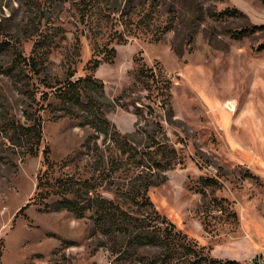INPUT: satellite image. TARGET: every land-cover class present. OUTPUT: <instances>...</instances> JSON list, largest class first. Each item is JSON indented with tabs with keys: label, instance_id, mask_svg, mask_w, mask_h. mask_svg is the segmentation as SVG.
Wrapping results in <instances>:
<instances>
[{
	"label": "rangeland",
	"instance_id": "rangeland-1",
	"mask_svg": "<svg viewBox=\"0 0 264 264\" xmlns=\"http://www.w3.org/2000/svg\"><path fill=\"white\" fill-rule=\"evenodd\" d=\"M87 2L0 0V23L25 54L38 32L60 31L40 74L20 80L0 73V115L26 122L28 110L43 121L35 156L0 132V264H140L89 211L77 217L59 195L33 199L45 150L52 179L101 173L98 191L107 198L147 175L156 208L190 239L216 257L264 264V0H98L84 16ZM111 47L115 54L106 60L98 50ZM93 57L101 59L94 74L103 84L95 98L112 134L126 136V150L56 97L69 66L75 78L84 76ZM143 63L168 79L169 98L138 80ZM154 141L174 146L182 163L158 167L142 154L154 151ZM160 174L167 179L157 182ZM201 176L219 182L207 197L198 191ZM213 196L227 199L220 204L236 212V222L212 203L203 211Z\"/></svg>",
	"mask_w": 264,
	"mask_h": 264
},
{
	"label": "trees",
	"instance_id": "trees-1",
	"mask_svg": "<svg viewBox=\"0 0 264 264\" xmlns=\"http://www.w3.org/2000/svg\"><path fill=\"white\" fill-rule=\"evenodd\" d=\"M97 2L98 0H88L83 6L85 9L82 15H87L89 8L98 6ZM59 32L58 30L38 32L33 40L31 51L27 55L22 49V42L18 39L14 40L11 35L8 37L5 28L0 23V73L6 76H17L20 80L27 78L28 72L40 74L48 54L55 46V37ZM244 32L245 30H241L239 34ZM159 39L160 36H156V40ZM98 51L99 54L101 52L104 54L106 60H110L115 54V47H111L107 52L103 49ZM72 53L75 58L80 55L79 37L76 39ZM5 56L9 57L7 63L2 62ZM71 58L72 62H75L74 57L71 56ZM100 64V58H91L86 65L87 73L77 78L74 77V69L69 66L67 77L55 85V94L59 102L68 105L66 108L70 110L69 112L73 111L74 106H78L84 111L86 124L106 138L112 137L118 147L126 150V136L117 131L112 134L111 124L104 116L101 104L95 98V93L103 89L102 82L94 74ZM161 73L155 74L153 67L143 63L136 77L143 81L147 88L155 89L163 97L169 98L170 84ZM85 94L89 97L88 102L84 100ZM22 114L26 122L19 119L16 114H1L0 132L9 141L21 146L23 153L35 156L38 154L42 141V116L28 110H23ZM152 144L155 146V149H152L154 151H144L142 154L154 161L158 167L169 169L182 163L183 158L174 146L159 141H154ZM47 153L45 150L46 169L38 175L37 191L33 199L40 198V203H44L51 195H59L61 206L73 212L77 217H85L89 211V217L102 233L123 238L125 256H130L129 258L140 264H239L236 260L214 256L206 246L198 245L187 234L177 229L175 223L162 214L151 200L148 190L152 183L150 179H147V175L136 177L127 186H117L114 190V197L107 198L98 191L103 180L101 173L86 178L66 175L52 179L51 170L54 164ZM157 154L160 155L159 159L156 158ZM133 155L130 151V156ZM156 176L158 177L157 182L167 179L166 174ZM218 185L217 179L201 176L198 191L207 197V188L214 189ZM210 200L212 201L202 202L200 207L203 211L208 210L212 203L222 212L223 209L225 212L228 210L226 215L233 217L234 222L238 220L236 212L231 207H224L220 204L222 201H227L226 198L219 199L213 196ZM206 216L204 215L202 222L207 228L209 223ZM139 248L152 249V251L139 253L137 252ZM255 262L254 259V264Z\"/></svg>",
	"mask_w": 264,
	"mask_h": 264
},
{
	"label": "built area",
	"instance_id": "built-area-1",
	"mask_svg": "<svg viewBox=\"0 0 264 264\" xmlns=\"http://www.w3.org/2000/svg\"><path fill=\"white\" fill-rule=\"evenodd\" d=\"M253 262H254V259H253Z\"/></svg>",
	"mask_w": 264,
	"mask_h": 264
}]
</instances>
